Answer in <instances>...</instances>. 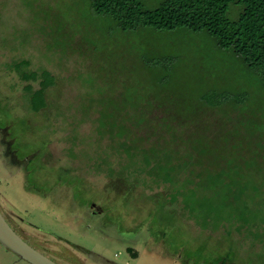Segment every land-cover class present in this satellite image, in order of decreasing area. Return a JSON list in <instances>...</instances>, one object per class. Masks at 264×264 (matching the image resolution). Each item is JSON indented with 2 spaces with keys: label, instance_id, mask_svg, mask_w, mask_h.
Segmentation results:
<instances>
[{
  "label": "rangeland",
  "instance_id": "obj_1",
  "mask_svg": "<svg viewBox=\"0 0 264 264\" xmlns=\"http://www.w3.org/2000/svg\"><path fill=\"white\" fill-rule=\"evenodd\" d=\"M35 69L54 77L40 109ZM118 108L141 146L206 148L200 170H182L185 152L167 182L119 174L99 128ZM0 210L61 264H264V85L205 32H124L89 0H0ZM0 264L31 263L0 243Z\"/></svg>",
  "mask_w": 264,
  "mask_h": 264
},
{
  "label": "trees",
  "instance_id": "obj_2",
  "mask_svg": "<svg viewBox=\"0 0 264 264\" xmlns=\"http://www.w3.org/2000/svg\"><path fill=\"white\" fill-rule=\"evenodd\" d=\"M89 5L93 13L110 17L124 32L139 28L165 33L180 29L194 33L205 32L215 40L218 47L231 50L239 56L247 68L258 75L264 85V0H161L151 8L144 6L141 0H89ZM233 6H237L238 11L236 16L230 17L229 13H232ZM167 60L170 58L164 61ZM158 62L155 61V63ZM19 65H22L21 61ZM24 79L38 82V87L33 90V96H36L31 101H35L37 97L40 98L41 103L35 108H42L43 104L45 105V89L54 84V77L46 69L39 71L35 69L24 73ZM208 95L203 94L202 98L207 100ZM220 103V101L215 102L212 106H219ZM121 109L118 108L119 113L113 114L109 111L102 115L99 125L101 132L102 130L108 131L112 137L119 141L115 148L119 156L125 160V163L117 169L119 174H147L156 183L161 179L159 177L162 175L161 171H164L161 181L167 182V179H173L169 175H174L172 174L174 171H169L168 166L164 164L165 160H172L174 163L179 161L185 152L188 160L187 162L181 160L182 167H184L182 170L190 169L193 172L200 170V168H195L200 161L193 160L207 154L206 148H179L181 152L179 154L178 151L175 152V149L171 151L169 147L164 150L163 145L158 143H153L149 147L141 146L138 140L132 136L133 129L123 123L124 120L118 123L119 114H123ZM136 118L129 117L128 122H131L129 123L131 126L144 121L142 117ZM190 152H194V155H190ZM216 174V177L222 176V172H216ZM217 180L212 179V185L217 186ZM235 184L236 182L232 181L225 183L226 192L235 193L232 198L239 201L242 191L238 189L244 186ZM241 213L242 211H238L234 214L236 220L248 219L245 213H243L245 216L241 218L239 215Z\"/></svg>",
  "mask_w": 264,
  "mask_h": 264
},
{
  "label": "water",
  "instance_id": "obj_3",
  "mask_svg": "<svg viewBox=\"0 0 264 264\" xmlns=\"http://www.w3.org/2000/svg\"><path fill=\"white\" fill-rule=\"evenodd\" d=\"M0 243L31 264H61L22 238L0 210Z\"/></svg>",
  "mask_w": 264,
  "mask_h": 264
},
{
  "label": "flooded vegetation",
  "instance_id": "obj_4",
  "mask_svg": "<svg viewBox=\"0 0 264 264\" xmlns=\"http://www.w3.org/2000/svg\"><path fill=\"white\" fill-rule=\"evenodd\" d=\"M45 94V93H44Z\"/></svg>",
  "mask_w": 264,
  "mask_h": 264
}]
</instances>
